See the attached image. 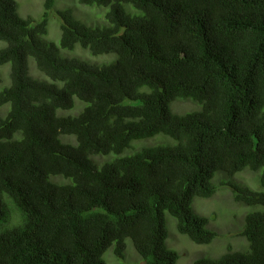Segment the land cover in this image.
<instances>
[{
	"label": "trees",
	"instance_id": "obj_1",
	"mask_svg": "<svg viewBox=\"0 0 264 264\" xmlns=\"http://www.w3.org/2000/svg\"><path fill=\"white\" fill-rule=\"evenodd\" d=\"M55 1L34 19L0 0V264H106L126 239L132 264H176L165 214L211 243L192 201L215 192L217 172L257 173L260 192L229 186L264 209V0H78L104 8V22L56 10L58 44L46 39ZM176 100L198 108L177 115ZM76 101L78 115L56 116ZM242 235L246 251L191 264H264V210L247 214Z\"/></svg>",
	"mask_w": 264,
	"mask_h": 264
},
{
	"label": "rangeland",
	"instance_id": "obj_2",
	"mask_svg": "<svg viewBox=\"0 0 264 264\" xmlns=\"http://www.w3.org/2000/svg\"><path fill=\"white\" fill-rule=\"evenodd\" d=\"M15 2L17 3V12L20 16H31L35 18L41 16L43 0H15ZM125 7H129V6H125ZM66 8L68 9L70 8L74 16L87 25L95 26L94 24L97 23L102 24L104 22V14L106 12L104 8L83 6L79 4L78 0H56L54 8L51 11L52 18L51 21L49 22L48 36L46 37L49 40L53 39V41H55L56 44H58L59 42L60 31L58 28V21H57L58 19L55 14V11ZM126 11H128V9H126ZM53 17H55L57 20ZM77 48H79L82 52L76 51L77 53L76 55L85 60L91 61L90 60L91 58V59H97L91 62H98L99 60L104 59L103 55L92 57L89 54H87L88 53L87 51L81 49L80 47H75V49ZM75 49L73 51H75ZM64 52L67 54L71 53V52H66L64 50H60V54H64ZM30 62L33 64L32 60H30ZM32 70L33 69H31V72ZM0 72L2 79L4 81L7 80L8 83L7 76L9 72V66L5 65L0 67ZM174 103L171 104V107L173 106L174 111L178 113H182L184 111L193 108V106L185 102L177 103L173 105ZM70 112L71 110L69 111L57 110L56 114L58 116L73 115V114H69ZM68 137L74 138L73 136H68ZM157 138H166V137L160 135L158 137L148 140L133 141L131 143V146L125 149L120 156L130 155L131 153H128V150L136 142H140V143L146 142L144 144H148L149 143L148 141H152ZM62 140L65 142H71V140L68 138H63ZM173 142L175 141L172 139H168L169 144L172 145ZM109 155L114 156L113 154H109ZM98 157H102V156H98ZM256 174L251 173L247 169L242 170L241 172L236 173L232 177L230 183L237 185L239 184L241 186L250 188L252 191L260 192L262 191V189L259 186L258 174L257 175ZM212 184H214L216 188L215 193L212 197L207 199L196 197L192 201L193 211L200 216L206 217L208 219L207 228L216 234V237L212 240L211 243L207 245H197L191 242L187 236L177 232L175 220L169 214H165L166 230L168 232L166 239V246L169 249H172L175 252H177L179 258L176 264H190L193 260L198 258L216 259L221 255H223L228 248L230 249V251H238V252H244L248 249V243L245 240V238H243V240L245 241L244 242L240 237H238L239 234L238 225L240 224L242 229L246 214L254 211H263L264 209L260 206L249 207L240 203H235L233 201V196L230 193L231 192L230 186L222 185L220 183L219 172L214 174V177L212 179ZM245 245L246 248L244 249ZM112 250H113L112 248H109L102 256V259L106 264H129V263L132 264L131 262H136L135 260L137 259L140 260V257L134 250L130 239L125 240V253L122 259L115 258L112 254Z\"/></svg>",
	"mask_w": 264,
	"mask_h": 264
},
{
	"label": "clouds",
	"instance_id": "obj_3",
	"mask_svg": "<svg viewBox=\"0 0 264 264\" xmlns=\"http://www.w3.org/2000/svg\"><path fill=\"white\" fill-rule=\"evenodd\" d=\"M79 2V1H78ZM80 4V3H79ZM43 5V4H42ZM55 5V4H54ZM80 5H82V4H80ZM83 6H85V5H83ZM87 7H90V6H87ZM53 9V8H52ZM70 9V8H69ZM61 10V9H60ZM42 11H43V7H42ZM52 11V10H51ZM41 14H42V12H41ZM74 15V14H73ZM22 17H25V16H22ZM32 18H34V19H38V17L37 18H35V17H32ZM52 18V17H51ZM51 18H50V21H51ZM53 18H55V17H53ZM75 18H77V17H75ZM56 19V18H55ZM78 19V18H77ZM57 20V19H56ZM49 21V22H50ZM58 21V28H59V24H60V20H57ZM49 22H48V26H47V36H48V28H49ZM59 31H60V29H59ZM46 36V37H47ZM47 39V38H46ZM47 40H49V39H47ZM51 41H53V39L51 40ZM55 42V41H54ZM76 51H79V52H82L79 48H77L76 50H75V52ZM87 54H89V53H87ZM80 55V54H79ZM81 56V55H80ZM90 60L91 61H95V60H97V59H91L90 58ZM32 73V72H31ZM39 74V73H38ZM177 101V102H176ZM176 101H173L172 103H174L173 105H175V104H177V103H183V102H185V103H188L189 105H191V106H193V108L192 109H189V110H187V111H184V112H182V113H178V112H176V111H174V109H173V106L171 107V110L175 113V114H177V115H182V114H185V113H188V112H190L191 110H193V109H195L196 108V105L194 104V103H191V102H189V101H180V100H176ZM171 103V104H172ZM81 104V103H80ZM79 104V102H77L76 101V104L74 105V107L71 109V112L69 113V114H73V115H68V116H58L57 114H56V116L57 117H73V116H76V115H78L80 112H81V110H82V107H81V105ZM171 106V105H170ZM62 111H69V110H62ZM75 112V113H74ZM66 137H63V136H60V141L62 142V143H74L75 142V138H72V137H68V136H70V135H65ZM63 138H68V139H70L71 140V142H65V141H63L62 139ZM162 139V138H161ZM149 143L147 144V145H153L154 143H155V140H152V141H148ZM141 143H146V142H141ZM99 161H100V159H99ZM51 180L53 181V182H58V180H59V178H51ZM230 178H227L223 173H221L220 172V183L222 184V185H226V183L229 185V182H230ZM230 189H231V194H232V196H233V201L235 202V203H239V202H236L235 200H234V195H233V191H232V188L230 187ZM215 193V192H214ZM214 193L210 196V197H212L213 195H214ZM210 197H208V198H210ZM198 198H200V197H198ZM204 199H207V198H204ZM240 204H242V203H240ZM244 205V204H243ZM249 214V213H248ZM171 216V215H170ZM246 216H247V214L245 215V218H246ZM172 217V216H171ZM173 219H174V217H172ZM245 218H244V225H243V228L241 229V225L239 224L238 225V229H239V234H238V237H240L242 240H243V238H245L243 235H242V233H243V230H244V226H245ZM175 220V219H174ZM178 232V231H177ZM179 233V232H178ZM190 240V239H189ZM246 240V239H245ZM191 241V240H190ZM244 241V240H243ZM192 242V241H191ZM245 242V241H244ZM244 248H246V245H245V247ZM229 249V248H228ZM228 249L226 250V252L225 253H227L228 252ZM230 250V249H229ZM232 252H238V251H232ZM224 253V254H225ZM179 258V257H178ZM110 260V259H109ZM194 261V260H193ZM192 261V262H193ZM111 262V261H110ZM191 262V263H192ZM190 263V264H191Z\"/></svg>",
	"mask_w": 264,
	"mask_h": 264
}]
</instances>
